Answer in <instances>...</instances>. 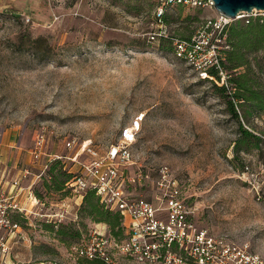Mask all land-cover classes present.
<instances>
[{
  "label": "rangeland",
  "instance_id": "1",
  "mask_svg": "<svg viewBox=\"0 0 264 264\" xmlns=\"http://www.w3.org/2000/svg\"><path fill=\"white\" fill-rule=\"evenodd\" d=\"M7 1L0 10V129H14L29 149L45 129L46 152L69 156L68 140H92L104 151L143 117L136 161L169 165L199 225L264 258V116L246 117L239 107L243 127L263 141L260 149L254 138L239 143L227 97L173 51L174 38L194 36L216 11L165 7L157 21L161 0ZM153 32L161 36L152 39ZM244 165L255 177L241 173ZM48 183L33 187L29 219L11 213L21 233L2 259L64 261L102 223Z\"/></svg>",
  "mask_w": 264,
  "mask_h": 264
},
{
  "label": "built area",
  "instance_id": "2",
  "mask_svg": "<svg viewBox=\"0 0 264 264\" xmlns=\"http://www.w3.org/2000/svg\"><path fill=\"white\" fill-rule=\"evenodd\" d=\"M173 5L216 11L212 0H161L156 20L161 21L165 6ZM257 17L264 18V11L240 12L235 19L216 11L194 36L174 41L176 54L200 74L210 68L217 70L231 91L223 65L231 49L228 27L236 21L249 24ZM150 35L155 39L161 32ZM142 119L124 128L120 141L104 151L94 147L92 140H68L65 148L70 150L69 156L46 152L45 129L37 132L31 152L33 163L40 165L36 179L43 177L50 162L62 160L74 175L67 185L72 195L82 201L87 190L94 191L107 209L121 215L124 236L116 239L108 225L97 224L87 237L72 245L64 261L12 260L5 264H264V258L251 251L248 243L213 234L199 225L183 182L169 165L153 168L136 161L133 145ZM72 166L78 169L73 171ZM241 173L255 177L249 166ZM30 174L28 168L24 169L14 184L19 185ZM30 195L36 198L33 191ZM14 211L24 213L16 203L0 199V230L5 234L0 236V257L10 254L13 239L21 233V227L11 218Z\"/></svg>",
  "mask_w": 264,
  "mask_h": 264
},
{
  "label": "trees",
  "instance_id": "3",
  "mask_svg": "<svg viewBox=\"0 0 264 264\" xmlns=\"http://www.w3.org/2000/svg\"><path fill=\"white\" fill-rule=\"evenodd\" d=\"M173 6L182 7V5ZM164 17L165 8L161 20L164 19ZM227 34H229L231 49L223 65L227 75L226 79L229 84H231L232 90H227L221 76L214 68L207 69L206 72L200 74L199 80L201 82H210L219 96L227 97V112L231 118L239 123V143L244 145L249 144V140L254 138L256 139V147L260 149L263 141L260 136L253 135L247 128L243 127L240 120L243 116L239 112V107L241 106L243 108L246 117L251 116L254 111L262 117L264 116V89L261 87L259 80L260 76H264V18H252L249 24L243 21H237L228 27ZM176 39L177 38H174L172 42L174 47L173 51L176 57L179 58L174 46V41ZM39 41L40 40L36 39V42ZM240 150L239 145V147L234 150L236 155L239 154ZM49 164L48 170L41 178V180H51L50 184H46V188L56 191L67 190V193L72 195L67 185L72 180L74 176L73 173L66 168L62 160H53V162ZM245 166L247 165H244L243 169ZM81 204L82 210L88 214V216L92 217L94 221L108 225L109 233L112 237L118 239L124 236L121 215L118 212L115 213L107 209L100 202L94 191L87 190L83 195ZM92 228L93 226L91 229Z\"/></svg>",
  "mask_w": 264,
  "mask_h": 264
},
{
  "label": "crops",
  "instance_id": "4",
  "mask_svg": "<svg viewBox=\"0 0 264 264\" xmlns=\"http://www.w3.org/2000/svg\"><path fill=\"white\" fill-rule=\"evenodd\" d=\"M9 4L11 3H8L7 0H0V10L9 6ZM32 150L19 142L18 134L14 129H0V199H9L11 203H16L24 213L14 211V216L19 215L26 219H29L31 213H33L30 206L33 197L30 194L33 187L41 180V178L36 179L40 165L39 163L38 165L33 163ZM74 167L77 168V166H72V170L76 171L78 168L74 169ZM26 168L31 171V174L23 178L19 185H15L14 183L22 176L23 170ZM77 201L76 206L79 205L81 200L77 198ZM2 235L5 234L0 230V236ZM19 235L12 241L13 250L17 244L16 239L20 238ZM14 259L17 260L18 257L7 259H1L0 257V264L11 263L12 260L15 262Z\"/></svg>",
  "mask_w": 264,
  "mask_h": 264
},
{
  "label": "water",
  "instance_id": "5",
  "mask_svg": "<svg viewBox=\"0 0 264 264\" xmlns=\"http://www.w3.org/2000/svg\"><path fill=\"white\" fill-rule=\"evenodd\" d=\"M215 9L223 15L235 19L240 12L250 13L253 9L264 11V0H212Z\"/></svg>",
  "mask_w": 264,
  "mask_h": 264
}]
</instances>
